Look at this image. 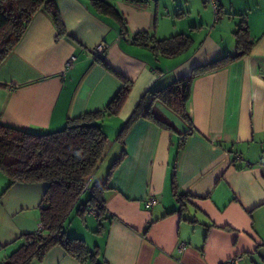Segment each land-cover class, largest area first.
Masks as SVG:
<instances>
[{
  "label": "crops",
  "instance_id": "0c3cea01",
  "mask_svg": "<svg viewBox=\"0 0 264 264\" xmlns=\"http://www.w3.org/2000/svg\"><path fill=\"white\" fill-rule=\"evenodd\" d=\"M55 1L67 35L56 38L49 14L35 13L0 63V121L35 133L61 130L68 118L103 109L122 86L121 75L131 89L102 126L116 157L122 146L108 132L117 135L146 91L233 55L242 19L253 42L247 55L194 80L192 127L161 101L153 103V114L172 129L139 119L103 191L104 214L98 219L87 211V232L77 225L65 235L83 239L97 264H225L232 257L264 264V0H218L214 25L205 0H105L122 14L123 27L90 0ZM142 31L158 39L186 34L192 44L175 56L155 54L132 41ZM101 43L103 52L94 54ZM46 188L45 182L10 185L0 170V263L23 234L36 231ZM174 191L184 197V211ZM149 197L156 203L148 206ZM93 219L101 225L89 232V243ZM29 264L90 263L53 245Z\"/></svg>",
  "mask_w": 264,
  "mask_h": 264
},
{
  "label": "trees",
  "instance_id": "16d2710c",
  "mask_svg": "<svg viewBox=\"0 0 264 264\" xmlns=\"http://www.w3.org/2000/svg\"><path fill=\"white\" fill-rule=\"evenodd\" d=\"M90 3L99 14L114 17L121 27L125 25L124 17L110 2L90 0ZM42 8L53 21L57 30L56 38L67 35L55 0H0V63L13 51L35 13ZM233 35L236 48L233 55H225L195 67L188 76L177 78L160 89L145 92L115 137L122 146L121 154L112 161L105 179L95 187L91 188L89 177L101 163L108 148V138L101 122L106 117L118 114L131 89L130 80L118 75L123 84L103 109L68 118L65 126L58 131L35 133L0 121V170L10 179V185L16 182L47 184L40 216L44 234H23V243L0 264H29L33 259H42L53 245H60L81 262L97 264V253H90L83 239L65 235L63 226L68 214L87 189H91L92 193L84 203H79L77 214L83 216L89 210H96L98 219L104 214L106 208L103 191L124 157V138L139 119H145L163 129H172L153 114L152 105L155 101H161L192 127L189 103L194 80L201 74L221 69L250 52L253 42L249 40L244 19ZM132 41L148 46L155 54L169 57L187 50L192 44V38L186 34L158 39L147 31L137 32ZM103 64L112 70L107 64ZM183 143L184 140L181 141V147ZM174 194L180 210L184 211V197L175 191Z\"/></svg>",
  "mask_w": 264,
  "mask_h": 264
},
{
  "label": "rangeland",
  "instance_id": "374dc122",
  "mask_svg": "<svg viewBox=\"0 0 264 264\" xmlns=\"http://www.w3.org/2000/svg\"><path fill=\"white\" fill-rule=\"evenodd\" d=\"M191 3H193L192 0H189ZM207 7L209 8V6L207 5ZM213 12V11H211ZM211 24H215V19H214V14L212 13L211 15ZM108 120H103L101 122V126H103V128L107 127L108 126ZM110 137L111 138H114L116 136V134H114V136H111L110 132H108ZM115 152H114V149L112 147V142H111V146L107 148L106 152H105V155L101 161V163L98 165V167L94 170V172L92 173L91 175V181H90V185H91V188L92 187H95L97 185V183L103 181L105 178V175H106V172H107V169L109 167V165L111 164V162L113 161V159L115 158ZM92 193L91 189H87L86 191H84L80 198H79V201L80 203H84L86 201V199L90 196V194ZM77 210V207H73L70 211V213L68 214L67 218H66V221L64 223V231H67L68 234H71V231H74V226L77 227V225L79 226L80 230H82L83 232H87L88 229H86L85 225L84 224V218H86V216H91L89 215V213H85L83 216H80L77 214L76 212ZM91 218H87V222L89 223ZM91 223V221H90ZM101 223V221H94L93 219V223H92V226L90 225V230L88 231V233H85V235H87V240L89 241V243H92V238L90 237L91 236V233L93 234V229L96 227V224H97V229L98 227L101 225L99 224ZM37 228V226H36ZM96 229V228H95ZM96 231V230H95ZM91 232V233H89Z\"/></svg>",
  "mask_w": 264,
  "mask_h": 264
},
{
  "label": "built area",
  "instance_id": "2783aa9c",
  "mask_svg": "<svg viewBox=\"0 0 264 264\" xmlns=\"http://www.w3.org/2000/svg\"><path fill=\"white\" fill-rule=\"evenodd\" d=\"M207 3H209L213 9V13H214V19L217 18L218 16V11H219V6H218V0H205ZM104 45L101 43V44H98L97 46H95L92 50V52L96 55H99L100 53L103 52L104 50ZM74 57L71 56L68 60V64H71L73 61H74ZM262 149H263V154H264V144L262 146ZM87 186V185H86ZM145 203L149 206V205H153L154 203H156V199L154 197H149L145 200ZM94 212L96 213L97 211L94 210ZM44 224L42 222H39L38 226H37V229L35 231L36 234H44ZM184 247V244L182 243L181 244V248L182 249ZM240 259V257H232V258H229L225 264H237L238 260Z\"/></svg>",
  "mask_w": 264,
  "mask_h": 264
}]
</instances>
